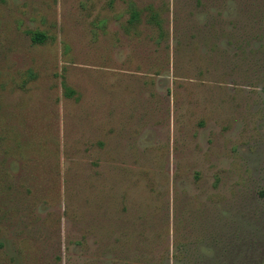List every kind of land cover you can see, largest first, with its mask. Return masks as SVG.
Segmentation results:
<instances>
[{
  "label": "rangeland",
  "instance_id": "374dc122",
  "mask_svg": "<svg viewBox=\"0 0 264 264\" xmlns=\"http://www.w3.org/2000/svg\"><path fill=\"white\" fill-rule=\"evenodd\" d=\"M0 264H264V0H0Z\"/></svg>",
  "mask_w": 264,
  "mask_h": 264
},
{
  "label": "crops",
  "instance_id": "0c3cea01",
  "mask_svg": "<svg viewBox=\"0 0 264 264\" xmlns=\"http://www.w3.org/2000/svg\"><path fill=\"white\" fill-rule=\"evenodd\" d=\"M154 13V8L152 6H145L143 8H138L134 2H129V8L126 10V14L128 15L127 23L129 26H135L138 22L144 21L146 24L148 23V17ZM139 14V18H133V15ZM152 25V24H149ZM153 26V25H152Z\"/></svg>",
  "mask_w": 264,
  "mask_h": 264
},
{
  "label": "trees",
  "instance_id": "16d2710c",
  "mask_svg": "<svg viewBox=\"0 0 264 264\" xmlns=\"http://www.w3.org/2000/svg\"><path fill=\"white\" fill-rule=\"evenodd\" d=\"M139 18V14L133 15V18ZM148 23L152 24L154 26H157L160 30H162V20L160 19L159 13H153L148 17ZM46 40V36L44 34H39L37 33L34 37V41L37 43H43ZM66 90V95L67 96H72L74 95V91L71 90L70 88L65 87Z\"/></svg>",
  "mask_w": 264,
  "mask_h": 264
}]
</instances>
